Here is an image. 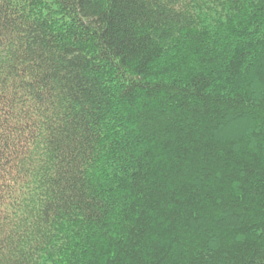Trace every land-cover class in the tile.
I'll return each mask as SVG.
<instances>
[{"label":"trees","instance_id":"16d2710c","mask_svg":"<svg viewBox=\"0 0 264 264\" xmlns=\"http://www.w3.org/2000/svg\"><path fill=\"white\" fill-rule=\"evenodd\" d=\"M0 264H264V0H0Z\"/></svg>","mask_w":264,"mask_h":264}]
</instances>
